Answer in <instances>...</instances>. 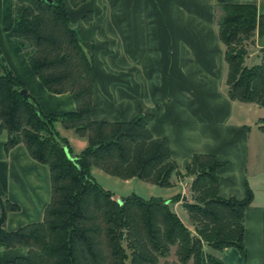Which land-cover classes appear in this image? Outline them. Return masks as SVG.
I'll list each match as a JSON object with an SVG mask.
<instances>
[{
	"label": "trees",
	"instance_id": "1",
	"mask_svg": "<svg viewBox=\"0 0 264 264\" xmlns=\"http://www.w3.org/2000/svg\"><path fill=\"white\" fill-rule=\"evenodd\" d=\"M86 1H13L7 31L18 41L30 72L48 93L69 94L75 110L41 114L28 94L27 99L21 96L26 90L0 53L4 150L22 145L31 160L47 168L50 189L41 221L5 232L1 240L5 249H25V256L2 264H221L206 250L234 247L242 252L243 211L252 194L245 188L240 200L220 198L216 172L223 163L213 156L194 155L185 169V175L192 176V201H183L181 207L193 233L165 201L130 197L119 204L91 178L94 167L121 180L136 178L168 187L177 171L166 140L153 138L140 115L128 121L91 119L92 54L82 45L65 7V2L76 8ZM214 18L224 47L226 97L264 107V51L258 64L243 65L253 33L258 39L264 36V12L254 4H221ZM91 20L92 13L87 12L82 23L89 27ZM56 124L86 138L78 154H71ZM256 127L264 134V118ZM262 169L264 173V159ZM5 208L18 210L7 201ZM171 255L173 261H168Z\"/></svg>",
	"mask_w": 264,
	"mask_h": 264
},
{
	"label": "crops",
	"instance_id": "2",
	"mask_svg": "<svg viewBox=\"0 0 264 264\" xmlns=\"http://www.w3.org/2000/svg\"><path fill=\"white\" fill-rule=\"evenodd\" d=\"M13 1L0 0V53L5 65L40 113L73 112L70 95H52L41 86L23 59L17 40L7 31L13 19ZM257 1L88 0L76 8L65 2L70 22L92 54L91 119L128 121L140 115L153 138L166 140L177 172L170 176V186L161 188L167 189L163 198L180 197L167 205L182 225L192 229L181 207L183 201H192V176L185 175L192 156L211 155L223 163L216 172L220 198L240 200L245 188L250 190L252 197L243 211L242 252L234 247L208 250L221 264H264V134L253 131L255 115L264 107L226 97L224 47L213 18L214 7L221 4H254L259 8ZM103 2L107 6L112 3L111 8H102ZM87 12L92 13L89 27L82 23ZM250 41L245 46L246 67V58L255 56L251 65H256L260 49H264L262 39L254 36ZM109 48L120 50L112 55ZM100 49L104 54L96 53ZM106 59L112 65L120 62L121 67L104 69ZM116 85L121 88L117 90ZM55 127L62 137L71 132L60 124ZM71 135L75 137L73 132ZM6 137V132L0 131V264L25 256L23 248L5 249L3 235L40 222L50 197L47 168L31 160L20 144L5 151ZM5 201L18 210L7 211Z\"/></svg>",
	"mask_w": 264,
	"mask_h": 264
},
{
	"label": "rangeland",
	"instance_id": "3",
	"mask_svg": "<svg viewBox=\"0 0 264 264\" xmlns=\"http://www.w3.org/2000/svg\"><path fill=\"white\" fill-rule=\"evenodd\" d=\"M111 4H109L107 6L103 2L102 8L106 9V8L110 7ZM257 5L259 7V10L261 12H264V0H258L257 1ZM215 10H216V7H214V10H213V18H214ZM216 16H217V14L215 15V18H216ZM74 28H76V27L74 26ZM254 36H256V38H257L256 32L253 33V35L250 38V40H252V38ZM260 39H262L261 42L263 43L264 42V36L262 38H260ZM257 40H259V39L257 38ZM1 45H2V43H1ZM119 50L120 49H116V50L111 49V48L107 49V51H109L110 54H112V55H114ZM260 50H261L260 52L264 51L263 48L260 49ZM98 52H102V54H104L105 51H104V49H100L99 51L97 50L96 53H98ZM250 53H251V49L248 52V54H250ZM124 56L126 57V52H125ZM254 57L255 56L250 57V58L249 57L246 58L247 59V65H249V67L252 66L251 64L253 63V59L255 60ZM114 58H115L114 60L116 61L117 60V56L114 57ZM23 59L25 60L24 56H23ZM108 60L106 59L107 63L106 62L103 63V66H105L104 69L108 68L110 70V67H116V68L118 66L121 67V63L120 62H118L117 64H113L112 65V63L108 62ZM114 60H112V61L114 62ZM122 77L123 76H121L120 79ZM116 88L118 90L121 87L119 88V86L116 85ZM118 93H121V91H118ZM113 94H114V92H113ZM126 115H128V114H126ZM263 116H264V111L260 112L259 114L257 113V116L255 115L254 122L256 123L258 117H263ZM254 130L256 132L255 134H257L258 132H257L256 125H255V128L253 129V131ZM71 132H73V131H71ZM71 132L70 133L69 132L64 133L63 137L66 139L67 144L71 148V150L72 151H76L77 153H79L83 149V145L86 144V138L78 137L75 134H74L75 135V137H74L73 135H71ZM72 138H74V139H72ZM80 139L83 140L84 144H83V142L80 141ZM72 155H75V154H72ZM89 173L91 175V178L102 189L107 190L109 193H111L113 195V199L114 200H118V199H121V198L122 199H126V198H130V197H137V198L141 199L142 201H147L150 198H154V199L158 198V199H160L162 201H165L166 204L169 203V201H170L168 198H163V197H165L164 194L167 192L166 188H161V187L152 185L150 183H147L145 181L138 180L136 178H132V179H128V180H121L119 178L107 175L102 170H100L98 168H94V167L90 169ZM160 197H162V198H160ZM163 199H165V200H163ZM190 232L193 233V227H192V229H190ZM206 252L208 253V251H206ZM171 253H172V251H171ZM168 261H173L172 255L168 258Z\"/></svg>",
	"mask_w": 264,
	"mask_h": 264
},
{
	"label": "water",
	"instance_id": "4",
	"mask_svg": "<svg viewBox=\"0 0 264 264\" xmlns=\"http://www.w3.org/2000/svg\"><path fill=\"white\" fill-rule=\"evenodd\" d=\"M45 2H47V3H50V0H44ZM20 94H21V96L23 97V98H25V99H27V93L25 92V91H20ZM117 201V203H121V200L120 199H118V200H116Z\"/></svg>",
	"mask_w": 264,
	"mask_h": 264
}]
</instances>
